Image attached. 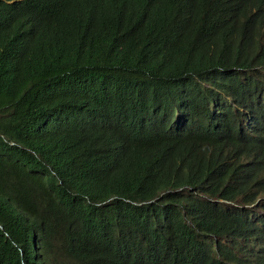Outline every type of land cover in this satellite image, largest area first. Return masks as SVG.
<instances>
[{
    "label": "trees",
    "instance_id": "16d2710c",
    "mask_svg": "<svg viewBox=\"0 0 264 264\" xmlns=\"http://www.w3.org/2000/svg\"><path fill=\"white\" fill-rule=\"evenodd\" d=\"M59 1L0 0V264H136L142 251L165 254L170 237L244 224L214 200L250 205L264 194L253 144L236 153V176L207 162L169 189L133 171L115 139L229 98L254 106L264 38L233 47L245 29L223 6H153L136 18L132 0H69L57 20Z\"/></svg>",
    "mask_w": 264,
    "mask_h": 264
},
{
    "label": "clouds",
    "instance_id": "9594fccd",
    "mask_svg": "<svg viewBox=\"0 0 264 264\" xmlns=\"http://www.w3.org/2000/svg\"><path fill=\"white\" fill-rule=\"evenodd\" d=\"M153 6H166L174 12L180 7L188 11L197 8L206 11L210 6H223L232 10L235 16L231 17L245 29L233 47L240 46L250 36L264 38V0H132V8L126 13L130 17H147ZM70 7L69 0H60L55 5V18L67 19ZM248 143L264 157V91L257 95L252 107L240 106L229 98L228 103L217 110L210 106L187 114L178 111L159 126L139 122L124 129L115 139L122 158L133 171L165 180L171 185L169 189L181 184L207 162L227 167L236 176L239 165L244 162L236 153ZM255 168V178L263 182L264 187V175L257 166ZM229 182L226 181V185ZM170 192L173 191L162 193L158 200ZM214 203L225 211L238 210L245 223L238 221L232 226L214 223L206 235L201 234L194 241L181 243L170 237L165 254L142 251L136 264H198L202 258L200 251L211 264H264V194H259L256 202L250 205L217 199ZM212 216L214 218V213ZM188 225L193 228L191 222ZM219 247L231 252L235 261L223 260L218 253ZM106 258L109 264H117L112 257ZM97 260H90V264H97Z\"/></svg>",
    "mask_w": 264,
    "mask_h": 264
}]
</instances>
